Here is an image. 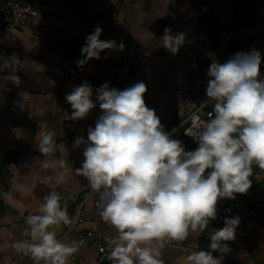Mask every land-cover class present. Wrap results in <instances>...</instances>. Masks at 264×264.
Here are the masks:
<instances>
[{
  "label": "crops",
  "instance_id": "obj_1",
  "mask_svg": "<svg viewBox=\"0 0 264 264\" xmlns=\"http://www.w3.org/2000/svg\"><path fill=\"white\" fill-rule=\"evenodd\" d=\"M256 4L259 20L254 25L253 20L237 15L238 5L247 7L244 0H42L31 24L0 37V264L34 260L12 245L29 239L25 217L38 210L50 190L48 185L56 182L52 169L40 167L41 160L67 161L65 179L57 190L67 198L68 213L90 187L75 172L84 157L83 145L73 147V142L77 136L87 138L88 126H94L102 110L97 105L86 118L73 120L65 93L85 80L93 85L94 93L105 81L124 89L143 80L147 84L145 102L156 110L162 124H179L187 108L203 101L212 59L223 62L224 52L246 51L258 28L264 29V0ZM97 25L103 28L101 38L122 40L124 48L104 49L100 58H90L81 67L76 63L82 58L81 47ZM166 26L187 33L176 53L159 43ZM13 54L28 61L17 69L19 84L10 79L11 69L5 64ZM178 88L182 96L177 95ZM21 94L29 98L23 107ZM214 103L211 99L206 106L213 109ZM41 128L55 133V151L50 155L35 146V133ZM197 143L185 145L186 149ZM252 168L250 188L237 193L233 215L241 220L236 238L228 241L230 251L225 253L233 264H264V169L255 163ZM101 207L88 202L83 227L95 230V241L112 244L117 231L101 218ZM49 227L64 241L72 235L63 223ZM219 227L190 231L182 241L164 238L154 242L160 248V260L187 264L186 252L207 248L210 233ZM67 264L108 263L99 261L96 245L91 244L80 248Z\"/></svg>",
  "mask_w": 264,
  "mask_h": 264
},
{
  "label": "clouds",
  "instance_id": "obj_2",
  "mask_svg": "<svg viewBox=\"0 0 264 264\" xmlns=\"http://www.w3.org/2000/svg\"><path fill=\"white\" fill-rule=\"evenodd\" d=\"M102 26L87 34L81 47L83 67L90 58H100L104 49H123L124 42L101 38ZM185 31L165 27L159 43L172 53L186 42ZM264 60L259 49L237 51L224 62L212 59L207 69L206 95L215 101L209 119H190L187 135L198 143L193 149L167 131L156 110L145 102L147 84L138 80L124 89L108 81L93 90L85 80L73 85L65 98L71 119L86 118L99 105L95 124L88 126L87 138L77 136L73 147L83 145L77 174L99 193L101 218L113 225L109 253L111 264H163L159 243L164 238L184 240L189 232H201L217 219L218 201L245 193L252 184V165L264 169ZM9 77L16 84L18 68L28 64L17 55L5 61ZM21 107L29 99L21 94ZM214 113V114H213ZM39 152L55 151V133L42 128L35 133ZM43 169H52L56 182L49 184L43 203L25 217L29 239L16 240L13 247L34 258V264H67L80 241L61 239L53 224H71L67 198L57 190L67 172V161L43 159ZM230 211V209H228ZM222 227L209 235L207 248L186 252L187 264H223L230 251L241 217L224 216ZM219 252L220 254H215Z\"/></svg>",
  "mask_w": 264,
  "mask_h": 264
},
{
  "label": "built area",
  "instance_id": "obj_3",
  "mask_svg": "<svg viewBox=\"0 0 264 264\" xmlns=\"http://www.w3.org/2000/svg\"><path fill=\"white\" fill-rule=\"evenodd\" d=\"M42 0H0V37L6 35V33L13 29H19L26 25L31 24L39 14V6ZM256 48L261 52L262 57H264V29L258 28L257 35L248 45L246 51ZM234 52H224L223 62L227 60ZM261 73L264 74V60L261 63ZM177 95L182 96V89H177ZM204 99L196 108H187L184 114V119L181 123L176 125H165V129L172 133L173 136L179 138L183 135L190 140L194 139L192 136L187 135L184 131L185 128L189 127L191 124L190 119L194 116L198 117L200 122H204L209 119V112H213L212 108L207 107V103L210 102L203 92ZM214 114V113H213ZM189 142L186 143L188 145ZM93 201L96 205H102L100 201L99 193L92 190L90 187L82 191L78 200L73 204L72 210L69 212L70 217H74V221L71 224H65V230L67 233H72L68 242L72 240L80 241V245L76 252H74L69 259L76 257L80 248L95 244L99 253V261L101 263L111 264V259L109 253L112 249V244H107L96 240V232L92 228L83 227L85 222L86 205L89 201ZM3 206V200L0 197V209ZM237 207V193L234 198H221L218 201L217 208V219L210 220L208 227L214 228L218 226H223L224 216H232ZM230 209V211H228ZM220 254V253H219ZM224 255V262L226 264H233L232 260L226 255ZM34 264V260L30 263ZM43 264V262H39Z\"/></svg>",
  "mask_w": 264,
  "mask_h": 264
},
{
  "label": "trees",
  "instance_id": "obj_4",
  "mask_svg": "<svg viewBox=\"0 0 264 264\" xmlns=\"http://www.w3.org/2000/svg\"><path fill=\"white\" fill-rule=\"evenodd\" d=\"M244 5L247 7L237 6V15L240 17L245 16V21H252L253 24L257 25L259 20L258 6L256 0H244ZM239 7V8H238ZM246 9H249L248 11Z\"/></svg>",
  "mask_w": 264,
  "mask_h": 264
},
{
  "label": "water",
  "instance_id": "obj_5",
  "mask_svg": "<svg viewBox=\"0 0 264 264\" xmlns=\"http://www.w3.org/2000/svg\"><path fill=\"white\" fill-rule=\"evenodd\" d=\"M180 140H181L185 145H186L187 142H189L187 146H192L193 144H195V143L197 142L195 139L190 140L189 138H187L186 136H183V135L180 137ZM72 207H73V206H72ZM71 210H72V208H71Z\"/></svg>",
  "mask_w": 264,
  "mask_h": 264
}]
</instances>
